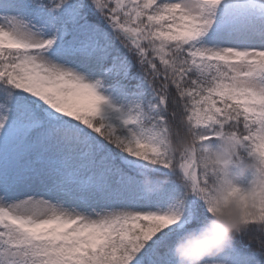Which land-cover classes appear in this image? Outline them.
Returning <instances> with one entry per match:
<instances>
[{"label":"snow or ice","instance_id":"6c2138e0","mask_svg":"<svg viewBox=\"0 0 264 264\" xmlns=\"http://www.w3.org/2000/svg\"><path fill=\"white\" fill-rule=\"evenodd\" d=\"M213 226L201 264H264V0H0V264H179Z\"/></svg>","mask_w":264,"mask_h":264},{"label":"clouds","instance_id":"9594fccd","mask_svg":"<svg viewBox=\"0 0 264 264\" xmlns=\"http://www.w3.org/2000/svg\"><path fill=\"white\" fill-rule=\"evenodd\" d=\"M238 209V203L233 200L228 204L226 211L237 213ZM219 238L220 231L213 226L197 237L178 243L175 246V255L179 264H201L203 258L216 249Z\"/></svg>","mask_w":264,"mask_h":264},{"label":"rangeland","instance_id":"374dc122","mask_svg":"<svg viewBox=\"0 0 264 264\" xmlns=\"http://www.w3.org/2000/svg\"><path fill=\"white\" fill-rule=\"evenodd\" d=\"M253 179L252 177V174H251V171L245 173L243 176H242V184H241V187H245L247 188L249 186V183L250 181Z\"/></svg>","mask_w":264,"mask_h":264},{"label":"trees","instance_id":"16d2710c","mask_svg":"<svg viewBox=\"0 0 264 264\" xmlns=\"http://www.w3.org/2000/svg\"><path fill=\"white\" fill-rule=\"evenodd\" d=\"M233 171H236L235 169H233ZM237 184H238V186H241V184H242V177H238L237 179H236V181H235Z\"/></svg>","mask_w":264,"mask_h":264}]
</instances>
